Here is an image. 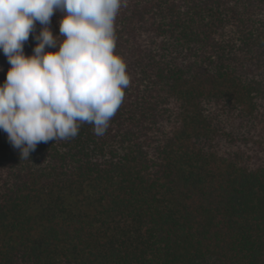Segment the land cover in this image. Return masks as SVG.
Listing matches in <instances>:
<instances>
[{
    "label": "trees",
    "instance_id": "obj_1",
    "mask_svg": "<svg viewBox=\"0 0 264 264\" xmlns=\"http://www.w3.org/2000/svg\"><path fill=\"white\" fill-rule=\"evenodd\" d=\"M114 27L103 136L26 160L0 130V264H264V0H127Z\"/></svg>",
    "mask_w": 264,
    "mask_h": 264
},
{
    "label": "clouds",
    "instance_id": "obj_2",
    "mask_svg": "<svg viewBox=\"0 0 264 264\" xmlns=\"http://www.w3.org/2000/svg\"><path fill=\"white\" fill-rule=\"evenodd\" d=\"M126 5L127 0H0V51L11 65L0 85V130L20 158L29 160L41 142L75 138L81 123L92 124L96 136L105 134L130 83L125 62L114 54V21ZM56 12L62 18L54 37L49 25ZM30 34L37 43L26 57Z\"/></svg>",
    "mask_w": 264,
    "mask_h": 264
}]
</instances>
